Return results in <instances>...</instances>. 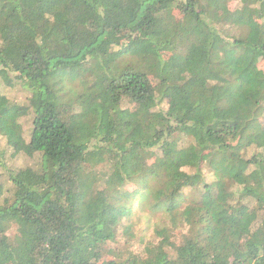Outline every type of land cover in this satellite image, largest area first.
<instances>
[{"label": "trees", "instance_id": "16d2710c", "mask_svg": "<svg viewBox=\"0 0 264 264\" xmlns=\"http://www.w3.org/2000/svg\"><path fill=\"white\" fill-rule=\"evenodd\" d=\"M230 1L0 0V264H264V0ZM138 196L165 250L101 259Z\"/></svg>", "mask_w": 264, "mask_h": 264}, {"label": "rangeland", "instance_id": "374dc122", "mask_svg": "<svg viewBox=\"0 0 264 264\" xmlns=\"http://www.w3.org/2000/svg\"><path fill=\"white\" fill-rule=\"evenodd\" d=\"M239 5V2L232 0L228 8L234 10L238 8ZM174 15L178 16L177 14ZM257 66L264 70V58L257 59ZM9 95L11 98H14L16 102L20 103L25 97V94L18 90V88L12 89ZM166 107V103L159 104V108L163 110H165ZM23 127L27 128L25 121L23 122ZM189 141L190 140L184 136L174 134L172 144L175 149H177L185 146ZM3 144L0 138V149L4 148ZM8 153V151H5L7 158L4 157V161H8V164H10L9 167L16 168L26 163V159L23 156H19L16 159H9ZM1 172H3L2 169H0V182H3ZM203 173L204 180L206 181L214 178V174L211 172L204 171ZM138 184V182H131L127 185L126 189L136 192L138 190ZM183 194L185 200L179 202L180 208L177 211L179 217L183 215L184 209L196 198V194L190 189L184 190ZM141 201L142 199L139 196L134 197L128 205L130 207V212L123 217L117 218L116 216L107 215L104 235L108 238L110 234L112 238L107 240L104 244L101 259L126 257L131 259L144 255L147 249L156 251L160 248L161 250H165L162 237L155 233L158 229L168 224L165 215L161 212H154L148 208H143ZM198 226L202 227L203 223H199ZM188 229L192 230L193 226L190 224H186V226H182L181 224L172 226L170 227V231L164 235L163 238L165 241H170L178 245L182 240V236L188 232ZM8 234L10 236H15L17 234V225L15 223L9 224ZM167 251L172 254L171 247H168Z\"/></svg>", "mask_w": 264, "mask_h": 264}]
</instances>
